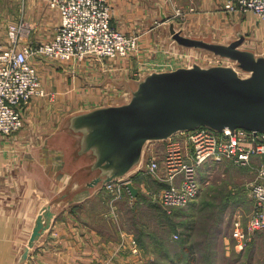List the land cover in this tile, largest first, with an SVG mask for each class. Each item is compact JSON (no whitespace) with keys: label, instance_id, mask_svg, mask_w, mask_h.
<instances>
[{"label":"crops","instance_id":"1","mask_svg":"<svg viewBox=\"0 0 264 264\" xmlns=\"http://www.w3.org/2000/svg\"><path fill=\"white\" fill-rule=\"evenodd\" d=\"M25 1V15L37 27L36 36L45 33L53 37L60 23V13L48 6V0ZM109 2L113 24L126 33L138 34L142 53L163 51L164 47L178 51L183 48L169 44L167 21L174 20L188 35L220 42H228L243 32L247 36L245 45L264 54V20L253 11L225 10V0ZM191 7L194 10H189ZM178 8L188 9L184 17L176 15ZM162 11L167 20L162 18ZM56 62V68L47 67L59 74L55 85H43L48 92L58 90L55 97L58 103L46 108L47 97H34L25 109L24 127L15 135L0 134V264H19L42 208L65 190V182L57 174L60 170L57 158L46 149L49 137L73 112L127 100L126 81L138 78L129 58ZM180 66L188 65L175 68ZM120 90L125 91L126 96H120ZM51 163L54 166H50ZM107 194L100 188L85 197L60 204L52 223L35 243L24 264H150L152 248L149 251L141 249L138 253L133 251L132 238L116 225L113 216L114 212L119 219L124 216L120 202L127 203L133 195L126 191L113 207ZM226 217L216 237L219 255L241 252L234 248L232 237L229 239L225 235Z\"/></svg>","mask_w":264,"mask_h":264},{"label":"water","instance_id":"2","mask_svg":"<svg viewBox=\"0 0 264 264\" xmlns=\"http://www.w3.org/2000/svg\"><path fill=\"white\" fill-rule=\"evenodd\" d=\"M162 18L168 19L163 11ZM167 26L169 44L208 51L230 62L203 65L193 60L188 66L149 71L126 81L127 100L69 114L46 142L57 158L65 190L42 208L19 264L26 262L60 204L136 172L149 143L202 126L264 132V54L245 45L246 34L220 42L188 35L174 20ZM126 186L138 195L133 181Z\"/></svg>","mask_w":264,"mask_h":264},{"label":"built area","instance_id":"3","mask_svg":"<svg viewBox=\"0 0 264 264\" xmlns=\"http://www.w3.org/2000/svg\"><path fill=\"white\" fill-rule=\"evenodd\" d=\"M49 4L60 12V23L53 37L32 42L28 28L31 24L22 18L9 24L7 38L0 42V134L11 136L24 127V110L35 96L53 97L42 85L33 58L82 62L88 58H129L140 50L138 34L126 33L113 24L109 0H49ZM224 8L253 11L264 20V0H225ZM187 11L178 8L176 15L184 17ZM194 60L198 61V57ZM229 62L212 55L207 63L225 65ZM152 70L155 69L149 71ZM144 73L146 70L137 76ZM155 142L162 147L148 146L144 162L136 172L104 187L114 196L111 201L129 192L128 181L149 175L165 184L153 200L169 211L187 206L197 198L203 186L211 182L210 165L229 160L235 165L256 169V177L249 187L252 208L245 215L238 209L232 220L233 244L239 251L245 249L255 233L264 230V132L243 128L216 131L202 126ZM206 167L207 175L202 180L200 172ZM132 243L134 251L138 252L136 239H132Z\"/></svg>","mask_w":264,"mask_h":264},{"label":"rangeland","instance_id":"4","mask_svg":"<svg viewBox=\"0 0 264 264\" xmlns=\"http://www.w3.org/2000/svg\"><path fill=\"white\" fill-rule=\"evenodd\" d=\"M25 6H26L25 0H0V42H4L6 40L9 24L19 21L22 18L26 19L31 24L28 26V28H30L29 40L36 43L40 41H47L50 39V37H47L45 33L44 34L41 33V36H36V33L38 32L37 27H35L32 24V22L26 17ZM48 6L52 9H56L59 12L57 8L50 6L49 0H48ZM175 49L176 48H173V50H171L170 47L169 48L164 47L163 51H157V52L142 53L138 51L137 54L132 55L131 58L129 57L130 61L135 65L134 67L136 70L134 71V74L138 75L139 73L145 70L146 72L147 71L149 72L150 69L162 70V69L175 68L178 65H185V64L190 65V63L195 59V56L198 57V62H200L203 65H206L208 64L207 62L210 60V56L214 55L213 53L208 51H198L192 48H181V50L179 51ZM200 52L203 54H201ZM157 54L158 55L161 54V55L156 57ZM32 61L34 62L37 68L42 85L43 83L46 84L51 83V85L54 86L57 80V76L59 74L54 73L53 70H49L50 68L48 69L47 67L51 65L53 68H56L58 62L55 61L50 63L45 59H38V58H33ZM38 62H40L39 67L37 66ZM111 89L114 88L111 87ZM120 91H121L120 92L121 94H119L120 96L124 94L126 96V93H124L125 91L123 90ZM49 92L53 94V97L35 96V98L47 97L44 102L46 108H52L56 105V103H58L56 102L57 98H55L58 96L59 93L58 90L54 89L53 92L52 91ZM119 95H117L116 97H119ZM113 99L115 100V98ZM99 100L100 99H97V101ZM157 143L159 142L149 143V147L150 146L154 147L157 145L162 147L160 143L159 144ZM209 168L213 171V176L210 179L211 182L203 186L202 190L200 191V194L197 196L195 200H193L196 201V203L194 204L193 207H191V209L187 208L189 205H187L186 207L183 206L184 208L174 207L170 209L171 211H169L164 207V209H166L169 213L178 210L181 211L180 214H182L179 216H174L173 218L174 221L179 224V226L177 227V231L176 230L173 231L172 237H175L177 239L180 238L178 234L183 229V227L181 226L183 220L188 219L191 213H194V215L192 214V216H194L193 219H195V222L199 224V230L196 233L197 234L196 240L202 239L200 238V236L204 234L203 232L205 231V228L209 224H211L214 218L217 219L218 216L220 215L222 207L224 205V200L228 198V195L230 193H236L239 191V193L241 194L239 200H237L236 203L232 202L228 210L223 215L224 217H226L227 215L226 217L227 220L225 225V235L230 239L232 237V227H233L232 220L237 210L238 209L241 210L245 215L249 213L250 209L252 208V202L249 196V187L256 177V169H254L253 167L238 166L233 164L229 160H225L219 164L213 163V165H210ZM207 169H208L207 167L203 168L200 172V176L202 180H204L205 176L207 175L206 172ZM133 182L138 186L139 192L143 193L144 196L142 197V200L140 199L138 201L137 198L135 197L134 199L129 198V201L127 203L120 202L122 203L121 204V206L123 207L122 213L124 214V216L119 219V216L116 212H114L113 216L115 218L116 225L123 228L126 231V233L128 232L127 235L129 234L130 238L136 239L135 236L132 233H130V231L134 230V227L132 225V219L130 216L131 210L128 209L130 207L133 208L137 207L136 205H138V210L141 212L137 213L136 215H140L141 220L143 221L145 220L146 222H149L152 228L156 227L155 225H159V223H157L159 217L154 216L155 212L151 210L149 206L151 202L160 204L159 201L157 200L155 201L153 200V198L154 195L159 192L161 187H159L158 184L153 179V177L149 175H142L141 177L137 176ZM105 191L107 192V189H105ZM108 194L110 199L114 197L110 193ZM120 199H122V197L115 199L114 202L110 200L111 205L116 206L117 202ZM160 218L163 219V217ZM167 227L168 226H166L165 228ZM171 229L172 228H170L168 232H171ZM162 236H163V231H162ZM132 239H130V242L134 251V245L132 243ZM138 246H139L138 252H140L141 249H144L145 251H149V248H143L139 245V243ZM234 248L238 251L235 245ZM217 249L218 247L216 248V253L218 254L219 249L218 250ZM240 251L241 252L233 251V253H231L230 255H219V254L216 255L215 256L217 258L216 264H264V230L256 232L249 245L245 249H242ZM151 254L153 255H149V256L153 260L155 258V253L151 252ZM201 257L203 258V256ZM105 264H109V263H105Z\"/></svg>","mask_w":264,"mask_h":264},{"label":"trees","instance_id":"5","mask_svg":"<svg viewBox=\"0 0 264 264\" xmlns=\"http://www.w3.org/2000/svg\"><path fill=\"white\" fill-rule=\"evenodd\" d=\"M154 180L159 187L165 185L156 179ZM240 195L239 191L228 195V198L224 200L220 215L217 219L214 218L211 224L205 228L204 234L200 236L202 238L200 240H196L199 224L193 219L194 216L192 214L194 215V213H191L188 217L189 220H183L181 225L183 229L178 234L180 238L177 239L172 237V233L175 230L177 231L179 224L173 218L174 216L182 215L180 214L181 211L175 210L169 213L162 205L152 202L149 208L155 212L154 216L159 217L157 221L159 225H155L156 227L152 228L149 222L141 220L140 215H136L141 212L138 210V205H136L137 207H130L128 209L131 210L130 216L134 227V230L130 231V233L135 236L141 247L152 248L155 258L150 264H216V237L221 230L223 215L232 202L236 203L239 200ZM143 196L142 192H138L136 198L139 201L140 199L142 200ZM195 203L196 201H191L187 208L191 209ZM160 217H163V219ZM166 226L168 227L165 228ZM170 228H172L171 232H168Z\"/></svg>","mask_w":264,"mask_h":264}]
</instances>
